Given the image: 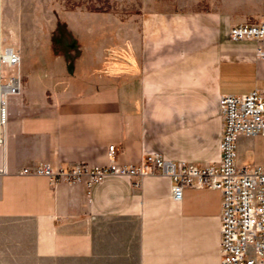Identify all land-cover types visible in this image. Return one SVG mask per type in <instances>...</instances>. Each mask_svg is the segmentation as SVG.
<instances>
[{"label": "crops", "instance_id": "0c3cea01", "mask_svg": "<svg viewBox=\"0 0 264 264\" xmlns=\"http://www.w3.org/2000/svg\"><path fill=\"white\" fill-rule=\"evenodd\" d=\"M236 13L210 10L169 19L144 35L136 56L104 72L73 68L33 75L8 98L0 146V220L33 224L35 254L57 261L125 264H220L221 193L173 180L159 169L143 177L85 181L20 173L84 162L139 165L147 151L176 164L217 163L223 117L219 96L264 88V42L231 41L228 27L264 15V0ZM162 26V24H160ZM239 168L264 166V135L236 140Z\"/></svg>", "mask_w": 264, "mask_h": 264}, {"label": "rangeland", "instance_id": "374dc122", "mask_svg": "<svg viewBox=\"0 0 264 264\" xmlns=\"http://www.w3.org/2000/svg\"><path fill=\"white\" fill-rule=\"evenodd\" d=\"M249 1L0 0V49L20 53L24 85L33 82V75L63 72L66 58L75 70L104 72L114 61L136 56L143 36L168 27L170 18L218 9L233 14L246 9ZM0 65L7 76L10 68L4 62ZM125 263L39 257L34 251L30 221L0 220V264Z\"/></svg>", "mask_w": 264, "mask_h": 264}, {"label": "built area", "instance_id": "2783aa9c", "mask_svg": "<svg viewBox=\"0 0 264 264\" xmlns=\"http://www.w3.org/2000/svg\"><path fill=\"white\" fill-rule=\"evenodd\" d=\"M231 41L264 42V15L257 20L234 23L228 27ZM4 63L10 68L7 76L0 65V125L7 126L8 98L21 92V56L14 49H6ZM264 58V49L256 50ZM219 108L223 130L219 142L217 163L176 164L156 151H147L139 165L117 164L115 145H109V162L90 166L73 163L64 169H52L47 163L25 167L20 173L44 174L55 185L59 181L84 180L87 192L106 175L143 177L158 169L171 177V195L181 198L183 186L210 187L221 193L219 215L220 264H264V166L239 168L236 163V140L240 135H264V88H255L241 95H220ZM6 131V127H5ZM0 146H2L0 144Z\"/></svg>", "mask_w": 264, "mask_h": 264}, {"label": "bare ground", "instance_id": "6f19581e", "mask_svg": "<svg viewBox=\"0 0 264 264\" xmlns=\"http://www.w3.org/2000/svg\"><path fill=\"white\" fill-rule=\"evenodd\" d=\"M0 34H1V31H0ZM5 56L6 54H4L3 52H1V49H0V63L4 61L5 59ZM0 95H1V98L4 99V89L1 87L0 88ZM5 125H0V144L2 146H4L5 144Z\"/></svg>", "mask_w": 264, "mask_h": 264}]
</instances>
